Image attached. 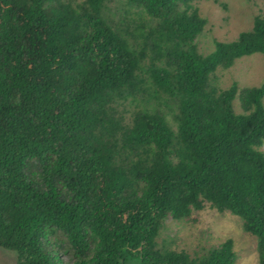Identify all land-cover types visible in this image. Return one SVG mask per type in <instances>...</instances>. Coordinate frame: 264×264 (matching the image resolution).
Masks as SVG:
<instances>
[{"label": "trees", "instance_id": "16d2710c", "mask_svg": "<svg viewBox=\"0 0 264 264\" xmlns=\"http://www.w3.org/2000/svg\"><path fill=\"white\" fill-rule=\"evenodd\" d=\"M123 1L137 18L0 0V247L17 264H235L231 240L198 259L157 248L169 218L209 203L264 264V84L210 88L264 53V18L204 56L197 0Z\"/></svg>", "mask_w": 264, "mask_h": 264}, {"label": "rangeland", "instance_id": "374dc122", "mask_svg": "<svg viewBox=\"0 0 264 264\" xmlns=\"http://www.w3.org/2000/svg\"><path fill=\"white\" fill-rule=\"evenodd\" d=\"M84 0H75V6ZM123 0H112L109 4L116 22L125 18H137L136 10L128 7ZM207 20V25L197 39L200 54L208 56L217 49L218 42L236 41L241 33L252 30L256 18H264V0H197L192 3ZM234 83L240 91L264 84V53H256L238 59L229 69L219 67L210 79V88L222 92ZM264 105V100H263ZM238 115L247 114L239 96L233 102ZM164 111H169L167 106ZM132 114H127L130 120ZM168 117L172 119L171 113ZM264 153V145L259 148ZM234 242L237 255L235 264H260L258 259V239L244 230L243 220L231 213H219L209 203L202 211L193 212L189 219L177 221L169 218L157 238L160 250L187 252L192 259L207 256L224 242ZM0 264H17L16 254L0 247Z\"/></svg>", "mask_w": 264, "mask_h": 264}]
</instances>
